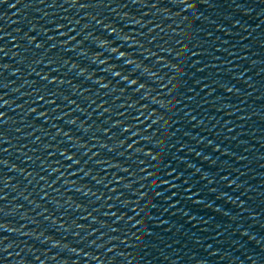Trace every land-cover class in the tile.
I'll return each mask as SVG.
<instances>
[{"label": "snow or ice", "instance_id": "1", "mask_svg": "<svg viewBox=\"0 0 264 264\" xmlns=\"http://www.w3.org/2000/svg\"><path fill=\"white\" fill-rule=\"evenodd\" d=\"M113 2V0H95V2L94 3H83V4H80L79 3V0H74V4H79V6L81 7V8H91V7H97V6H102V5H105L106 3L107 4H111ZM15 5L14 4H10L9 5V7H14ZM119 6V5H118ZM125 7H126V5H124ZM153 6H155V5H153ZM114 10V9H113ZM88 15H90V13H88ZM102 15V14H101ZM93 19H96V17L94 16L93 17ZM97 23H101V24H103V22H102V20H97ZM58 27H65V25H63V24H59L58 25ZM88 26L86 25L85 26V29L87 28ZM105 27H110V26H108V25H105ZM85 29H82V31H84ZM111 31L112 32H115V29H111ZM65 35H67V33H65ZM71 39L73 40V41H75V39H76V37L75 36H73V37H71ZM65 43H67V41H65ZM81 43H83V41L81 42ZM53 47H55V45H53ZM76 47H80V45L79 44H77L76 45ZM0 50H2V49H0ZM111 51H112V53L113 52H115V54L117 55V56H123V53L122 52H119V51H117L116 49H112L111 48ZM96 60H99V57H96ZM95 62V61H94ZM100 63H105V61L104 60H102V61H100ZM125 63H127V64H129V65H131V64H134V61H131V60H125ZM85 71H87V69L85 70ZM108 71V68H106L105 69V72H107ZM114 75H119V73H115L114 72ZM124 79H127V80H131V79H128V78H125V77H123ZM53 79H55V77L53 78ZM132 82V81H131ZM105 87H107V85H104ZM229 91H231V89H229ZM54 95V94H53ZM65 99H68V97H65ZM53 102H55V101H53ZM72 103H75V101L73 100L72 101ZM4 115V113L3 112H0V117H2ZM4 135H6L5 133H3L2 131H0V136H4ZM3 140H0V144H3ZM64 149H66V151H64V153H68V152H70V149H68V148H64ZM3 151H7V149H3ZM72 153H74L73 155H68V157H67V161H71L72 163H68V167L69 168H72L73 167V163H75L76 165H79V164H81L82 162H84V157L83 156H80L77 152H72ZM87 155V153H85V156ZM57 164H59L60 162L59 161H57L56 162ZM85 167H87V164L85 165ZM59 169H57V171H58ZM0 191H2V189H0ZM0 199H3V197H0ZM3 227H5V224L3 225ZM6 228V227H5ZM8 239V237H3V238H0V244H2L3 243V241L4 240H7ZM9 247H11V245L9 244V245H7L6 247H4L3 249H0V251H7V248H9ZM4 259V257H2V256H0V261H2Z\"/></svg>", "mask_w": 264, "mask_h": 264}]
</instances>
